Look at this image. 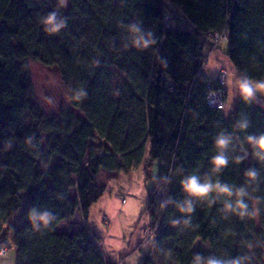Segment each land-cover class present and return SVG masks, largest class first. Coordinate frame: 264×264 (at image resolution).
Segmentation results:
<instances>
[{"label":"trees","instance_id":"16d2710c","mask_svg":"<svg viewBox=\"0 0 264 264\" xmlns=\"http://www.w3.org/2000/svg\"><path fill=\"white\" fill-rule=\"evenodd\" d=\"M52 13L64 23L58 32L43 23ZM138 37L154 43L137 47ZM217 49L242 83L264 80V0H0V244L20 209L16 264H115L86 223L89 209L108 180L153 163L145 211L155 233L140 264H264V153L247 140L264 135V93L245 99L239 90L227 116L226 84L207 72ZM31 60L56 68L66 89L54 114L34 100ZM113 68L124 75L118 86ZM212 89H224L223 109L208 105ZM220 135L230 138L229 162L214 173ZM190 174L233 195L194 199L181 185ZM189 203L193 211H182ZM76 210L83 225L59 231ZM197 239L210 252L195 249Z\"/></svg>","mask_w":264,"mask_h":264},{"label":"crops","instance_id":"0c3cea01","mask_svg":"<svg viewBox=\"0 0 264 264\" xmlns=\"http://www.w3.org/2000/svg\"><path fill=\"white\" fill-rule=\"evenodd\" d=\"M207 72L215 76L221 68L229 72L226 91L233 83L236 87L235 102L242 81L237 77L235 69L223 51L213 50L208 56ZM155 163L144 169L140 167L105 183V190L101 197L91 206L87 217V225L99 237V245L105 259L115 264H140L144 254V247L140 244L142 229L150 222L145 211L147 195L154 182ZM148 174V177L146 176ZM119 196L125 197L122 202ZM107 216L110 223L103 222ZM83 225L79 210L68 219L61 221L56 227L62 232H72ZM15 250V248H14Z\"/></svg>","mask_w":264,"mask_h":264},{"label":"clouds","instance_id":"9594fccd","mask_svg":"<svg viewBox=\"0 0 264 264\" xmlns=\"http://www.w3.org/2000/svg\"><path fill=\"white\" fill-rule=\"evenodd\" d=\"M65 0H61V3H64ZM43 23L50 25L51 27L48 28L49 32H58L60 28L64 27V23H56L55 22V13L49 14L47 18L43 21ZM132 31L138 32L139 29L136 28L135 26H132ZM149 35H151L149 33ZM135 45L137 47H144L147 48L150 44L154 43L152 40H144L142 37H138L134 41ZM240 92L242 97L245 99L251 98L256 94L257 92L259 93H264V80L261 81H250L247 78L243 83L240 84ZM84 93L81 91L78 93L76 99H80L83 97ZM246 124H241V128L246 127ZM247 140L250 144L253 145V147L257 150L258 155L264 153V135L260 137H253V136H248ZM230 143V138L220 135L216 138L215 140V148L217 149L216 155H214L210 161L211 166H212V171L214 173H219L223 168H225L228 164V159L224 155V150L227 148L228 144ZM262 159H264V155L261 156ZM239 160V158H238ZM246 175L250 179H255L257 173L255 171H249L246 173ZM181 185L184 190V192L194 198V199H200V200H205L209 197V195L215 191L218 194H224L227 196H232L233 191L232 189L224 184H221L218 180L216 182H212L210 179L205 180L204 182H201V179L198 175L196 174H190L184 179L181 180ZM243 190L240 189L236 192V195L239 197L243 195ZM236 207L239 208L240 215H244V209L247 207L240 199L236 200ZM182 211L191 213L193 211V208L191 206V203L188 204V206L185 209H182ZM39 220L41 221L42 224L47 226L49 223L50 217L48 216L47 213L39 217ZM200 258L197 257V260ZM208 264H221L220 261L218 260H209ZM228 264H241L240 260L237 259L235 261H230Z\"/></svg>","mask_w":264,"mask_h":264},{"label":"rangeland","instance_id":"374dc122","mask_svg":"<svg viewBox=\"0 0 264 264\" xmlns=\"http://www.w3.org/2000/svg\"><path fill=\"white\" fill-rule=\"evenodd\" d=\"M175 28H185V23H182L178 20L173 22ZM208 67V66H207ZM29 69L32 78L33 84V97L34 100L41 106L47 114H54L57 112L58 108L62 104H67L68 96L66 89L61 81L59 73L56 68L48 67L41 64L38 61L31 60L29 61ZM113 73V83L115 86H118L122 78L124 77L123 73L116 69H112ZM227 78L225 84L228 83L229 72H227ZM226 87V86H225ZM237 87L231 83L229 86V93L226 91L227 95V106L224 110L225 114L228 116L232 113L235 106V93ZM92 145L98 148H103L104 143L98 138L92 140ZM246 155V153L243 151ZM156 169V165L154 167ZM100 180L102 177L99 178ZM151 187L153 186L152 184ZM150 187V188H151ZM74 195V189L71 190V196ZM21 210L19 209L15 214L10 216L4 227H3V242H8V251L5 256H0V264H16L15 262V250L14 244L11 239L12 228H15L18 224ZM104 222V221H103ZM150 223V222H149ZM149 223L147 225H149ZM193 247L195 249L201 248L210 252V246L207 241L200 239L195 240Z\"/></svg>","mask_w":264,"mask_h":264},{"label":"built area","instance_id":"2783aa9c","mask_svg":"<svg viewBox=\"0 0 264 264\" xmlns=\"http://www.w3.org/2000/svg\"><path fill=\"white\" fill-rule=\"evenodd\" d=\"M224 39V38H223ZM220 40H222V38L216 34L213 36V42L217 43ZM204 68V65L202 67V69ZM228 71L224 68H221L217 71L216 73V77L218 79L219 84L224 87L225 86V82H226V78H227V73ZM207 103L209 106L217 108V109H223L225 106V91L224 89H212L208 92L207 94ZM120 200L122 202L125 201V197L123 196H119ZM102 220L104 221L105 224H109L110 223V219L107 216H103ZM154 227L151 224V222L149 223V225H146L143 227L142 229V239L140 244L144 247H147L153 237H154ZM8 251V243L3 242L0 244V256H5L6 252Z\"/></svg>","mask_w":264,"mask_h":264}]
</instances>
